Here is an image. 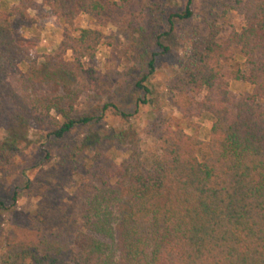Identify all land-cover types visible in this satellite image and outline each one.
I'll list each match as a JSON object with an SVG mask.
<instances>
[{
    "label": "trees",
    "instance_id": "1",
    "mask_svg": "<svg viewBox=\"0 0 264 264\" xmlns=\"http://www.w3.org/2000/svg\"><path fill=\"white\" fill-rule=\"evenodd\" d=\"M108 1L50 0L47 5L56 20L73 29L82 13L100 17ZM121 1L127 5L133 0ZM191 2L171 15L172 27V18L193 16ZM240 3L245 25L239 31L220 40L218 26L208 21L207 33L189 38L179 63L178 89L213 117L208 140L165 124L155 134L152 153L133 148L118 166L112 191L116 222L109 241L86 232L85 225L65 251L22 246L3 264H264V0ZM38 5L37 0H19L8 10L0 8V89L15 105L10 113L15 123L52 124L50 135L62 138L100 118L86 115L54 123L50 113L33 107L30 93L24 90L22 96L14 90L8 77L20 74L26 90V80H37L39 73H46L40 76L44 82L53 78L66 90L97 89L96 70L86 67L84 60L95 57L103 33L92 27L80 29L78 35L66 30L62 50L39 64L33 60L34 44L18 40L13 26L14 17L30 19L29 11ZM234 47L248 67L247 72H234V79L253 85L249 97L232 96L223 75ZM68 51L72 56L65 61ZM25 63L31 65L29 77L21 71ZM147 66L149 71L135 82L141 93L150 92L145 83L155 71L154 58ZM1 97L0 91V109ZM136 101L149 103L147 97ZM92 139L93 135L85 139L84 151L91 150ZM21 146L17 138L0 146V161ZM0 207L4 208L1 202Z\"/></svg>",
    "mask_w": 264,
    "mask_h": 264
},
{
    "label": "rangeland",
    "instance_id": "2",
    "mask_svg": "<svg viewBox=\"0 0 264 264\" xmlns=\"http://www.w3.org/2000/svg\"><path fill=\"white\" fill-rule=\"evenodd\" d=\"M49 1L30 10V19L13 18L16 37L33 43V60L43 64L48 55L62 50L66 30L74 35L89 27L100 30L103 40L95 57L84 60L86 67L96 70L98 88L71 86L66 90L57 87L53 78L44 82L40 76L46 73H39L37 80H26L27 90L20 74L8 77V83L22 96L24 90L30 93L33 107L50 113L54 123L86 115L100 120L55 138L50 135L52 124L15 123L10 117L15 105L7 91L0 89V146L15 138L22 142L0 161V202L4 204L0 207V264L22 246L65 251L85 225L86 232L109 241L116 222L112 191L118 166L129 151L140 148L152 153L155 134L165 124L179 125L204 141L209 138L213 117L177 87L179 63L189 38L196 32L207 33L208 21L218 26L220 40L245 25L240 0H192L193 16L172 18L173 27L171 15L183 12L188 0H133L127 5L109 0L100 17L82 13L75 28L68 29L54 18ZM10 2L0 0V8L10 9ZM233 52V60L225 63L224 78L232 96L249 97L253 85L234 79V72H247L248 67L236 47ZM71 56L68 51L64 60ZM152 58L155 71L145 83L150 92L141 93L135 82L149 71L147 63ZM30 69L29 63L21 66L26 77ZM140 97H147L149 103L138 104ZM89 135H93L91 150L84 151L87 145L83 142ZM198 155L202 160L203 151L199 149Z\"/></svg>",
    "mask_w": 264,
    "mask_h": 264
},
{
    "label": "crops",
    "instance_id": "3",
    "mask_svg": "<svg viewBox=\"0 0 264 264\" xmlns=\"http://www.w3.org/2000/svg\"><path fill=\"white\" fill-rule=\"evenodd\" d=\"M43 0H39L38 1V3L40 2H42ZM19 3V0H11V2H10V5H9V8H11L12 6H14V5H17ZM34 11V10H33ZM35 12V11H34Z\"/></svg>",
    "mask_w": 264,
    "mask_h": 264
}]
</instances>
